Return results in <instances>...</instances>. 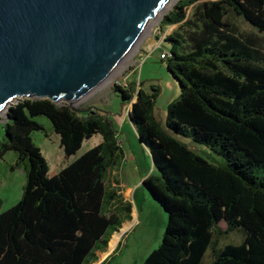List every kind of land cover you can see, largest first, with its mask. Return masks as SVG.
<instances>
[{
  "label": "trees",
  "instance_id": "16d2710c",
  "mask_svg": "<svg viewBox=\"0 0 264 264\" xmlns=\"http://www.w3.org/2000/svg\"><path fill=\"white\" fill-rule=\"evenodd\" d=\"M196 2L201 25L188 46L179 34L165 38L166 66L180 87L165 123L155 115L158 85L113 88L122 104L135 98L128 116L156 170L142 186L167 215L142 264H201L207 252L209 264H264V55L224 20L231 11L264 34V0H179L162 23L197 26L185 12ZM6 115L0 159L14 151L26 180L18 202L0 212V264H93L131 212L108 180L124 157L112 120L47 98L20 99ZM39 115L67 158L95 134L102 141L50 176L31 137L43 130ZM230 232L240 241L219 245Z\"/></svg>",
  "mask_w": 264,
  "mask_h": 264
},
{
  "label": "water",
  "instance_id": "95a60500",
  "mask_svg": "<svg viewBox=\"0 0 264 264\" xmlns=\"http://www.w3.org/2000/svg\"><path fill=\"white\" fill-rule=\"evenodd\" d=\"M168 1L0 0V114L7 121L20 99L47 98L108 115L78 99L109 75Z\"/></svg>",
  "mask_w": 264,
  "mask_h": 264
},
{
  "label": "rangeland",
  "instance_id": "374dc122",
  "mask_svg": "<svg viewBox=\"0 0 264 264\" xmlns=\"http://www.w3.org/2000/svg\"><path fill=\"white\" fill-rule=\"evenodd\" d=\"M178 1L174 0L160 16L150 23L148 29L139 38L138 42L130 49L124 60L120 61L119 65L109 76L78 99L79 106L81 107L95 105L104 112H108L106 116H109L116 130L120 133V138L123 140L121 146L124 151V157L115 165L116 167L114 166V168H117L114 169V173L109 170L108 179L117 178L122 189L128 187L141 188L140 182L142 178H145L150 173H156V170L153 167L150 154L140 145L138 139L133 136V132L128 124L125 123L124 126L120 124V127H117L119 125L118 115H120L122 102L120 101V96L113 91V88L117 84V81L124 79L127 83L135 81L136 84L144 80L143 88L146 90H149L150 85H159L161 92L155 104V113L158 118L166 114L167 105L175 98H172L170 81L166 77L167 70L164 67H160V63L158 64L159 55L170 48L165 38L170 34H179L180 39L186 41L185 45L188 46L190 43L189 34L198 31V27L201 25L199 17L194 15L198 2L187 7L185 10L187 18L191 19L197 26L162 23L164 16L173 9ZM224 20L231 32L243 38L252 48L257 49L264 55L263 33L255 30L241 17L231 11L226 13ZM146 77H151L153 80ZM124 106V109L126 107L130 108L129 104H125ZM34 119L43 126V130L32 132L31 137L33 142L40 147L49 165L48 173L52 176L67 163L68 159L63 154L59 145V137L54 132L49 119L43 115L36 116ZM5 122V115L0 114V138L4 136L3 124ZM101 141L102 136L100 134L93 135L91 138L83 141L80 149L72 157L80 156ZM188 143L196 153L202 156L205 155V148L192 145L189 141ZM213 157L216 160L219 158ZM210 159L213 160L212 158ZM219 160L222 161V158H219ZM15 162L16 154L14 151H7L0 159V199L2 201L0 212L16 204L21 197L26 180L25 167L24 165L16 166ZM157 208L159 209L155 211V214H152L153 216L149 220L145 219L143 224L135 229L134 234L129 240V244L120 255L117 253L110 259L109 264H142L146 256L158 247L167 220L164 216L166 215L165 211L161 207ZM219 225L225 228L223 222L219 223ZM240 239V233L230 232L226 237L221 238L219 245L236 243ZM210 259L211 257L207 252L201 264H209Z\"/></svg>",
  "mask_w": 264,
  "mask_h": 264
},
{
  "label": "crops",
  "instance_id": "0c3cea01",
  "mask_svg": "<svg viewBox=\"0 0 264 264\" xmlns=\"http://www.w3.org/2000/svg\"><path fill=\"white\" fill-rule=\"evenodd\" d=\"M154 59L158 60L156 58H154ZM159 63H160V67H164L167 70L166 77L170 81L169 85H170V88L172 91V98H176L180 92L179 83L174 77H172L171 73L168 71L165 59L164 60L159 59L158 64ZM146 78L149 79L151 77H146ZM115 94H117L119 96V94L117 92H115ZM120 101H121V99H120ZM124 105L125 104H122V107L120 109V115H118L119 125H117V127L119 128L120 124H121V126H124V124L127 123L129 128L133 132V136L135 138H137L139 141L136 130H135L134 126L132 125V123L130 122V119L128 116V107H126V109H124L125 108ZM155 115H156V113H155ZM106 117H109V116H106ZM156 117L159 121H161L162 124L165 123L166 114L165 115L163 114V116L160 118H158L157 115H156ZM117 136H118V140H119L120 145H121L123 143V140L120 138L119 131H117ZM139 143L149 153L148 149L140 141H139ZM72 156L67 158L68 161H67V163H65V165L72 162L75 158H77V157H72ZM65 165H63V166H65ZM114 169H117V168L112 167L110 169L112 171V173L115 172ZM143 179L144 178H142V180ZM142 180L140 182L141 188L128 187L126 189H122L120 187L121 185H120L117 178L109 180L111 186H114L117 189V193L119 195L120 200H122L123 203H130L131 212H130L129 218L125 219L122 222V224L120 225V227L118 228V230L115 231L114 233H112V235H111V237L107 243L106 248L103 251H97L96 252L97 260L94 262V264H109L110 263L109 259L111 258L112 254L116 255L118 253L120 255L123 252L124 248H126V246L129 244V240L132 237V235L134 234L135 229H137V227L139 225L143 224L145 219L149 220V218L151 216H153L152 214H155V211H157V209H159L157 207H161L155 200H153L151 198L148 191L146 189H144V187L142 186ZM115 182H117V183H115ZM164 216L167 220V216L166 215H164ZM118 243H120L119 248H117Z\"/></svg>",
  "mask_w": 264,
  "mask_h": 264
},
{
  "label": "built area",
  "instance_id": "2783aa9c",
  "mask_svg": "<svg viewBox=\"0 0 264 264\" xmlns=\"http://www.w3.org/2000/svg\"><path fill=\"white\" fill-rule=\"evenodd\" d=\"M165 54H166V55H165ZM159 57H160V59H162V60L166 59V57H168V52L165 51V52L161 53V54L159 55ZM116 83H117V85L122 86V87H125V86L127 85V82H126L125 79H124V80H121V81H117ZM132 102H133V100H132L130 103H128V104L130 105V108H128V112H129L130 109H131Z\"/></svg>",
  "mask_w": 264,
  "mask_h": 264
},
{
  "label": "bare ground",
  "instance_id": "6f19581e",
  "mask_svg": "<svg viewBox=\"0 0 264 264\" xmlns=\"http://www.w3.org/2000/svg\"><path fill=\"white\" fill-rule=\"evenodd\" d=\"M173 1H174V0H169L168 3H167V4L165 5V7L163 8V11H164V10L166 9V7H167L168 5H170ZM163 11H162V12H163ZM162 12H160V13H159L154 19H156L158 16H160V15L162 14ZM154 19H153V20H154ZM149 25H150V24H149ZM136 43H137V42H136ZM136 43H135V44H136ZM135 44H134V45H135ZM133 47H134V46H133ZM129 52H130V51H129ZM127 54H128V53H127ZM127 54H126V55H127ZM126 55H125V56H126ZM125 56L122 58L121 62L124 60ZM119 63H120V62H119ZM119 63H118L117 65H115V67L112 69V71L109 73V75H110V74L116 69V67L119 65ZM109 75H108V76H109Z\"/></svg>",
  "mask_w": 264,
  "mask_h": 264
}]
</instances>
